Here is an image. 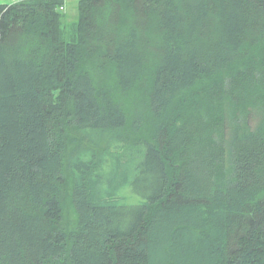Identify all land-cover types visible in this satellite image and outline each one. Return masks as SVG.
Masks as SVG:
<instances>
[{"label":"trees","instance_id":"obj_1","mask_svg":"<svg viewBox=\"0 0 264 264\" xmlns=\"http://www.w3.org/2000/svg\"><path fill=\"white\" fill-rule=\"evenodd\" d=\"M62 3H0V264H264V0Z\"/></svg>","mask_w":264,"mask_h":264},{"label":"rangeland","instance_id":"obj_2","mask_svg":"<svg viewBox=\"0 0 264 264\" xmlns=\"http://www.w3.org/2000/svg\"><path fill=\"white\" fill-rule=\"evenodd\" d=\"M20 0H0V3H14ZM63 3L58 9L64 13V24H69V29L72 23L77 19V5L79 0H62ZM141 184V183H140Z\"/></svg>","mask_w":264,"mask_h":264}]
</instances>
